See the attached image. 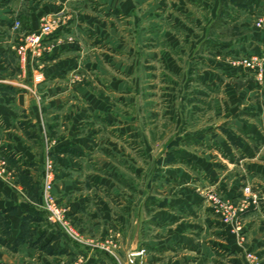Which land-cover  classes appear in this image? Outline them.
Instances as JSON below:
<instances>
[{
  "label": "crops",
  "instance_id": "1",
  "mask_svg": "<svg viewBox=\"0 0 264 264\" xmlns=\"http://www.w3.org/2000/svg\"><path fill=\"white\" fill-rule=\"evenodd\" d=\"M146 3L152 11L140 16ZM59 9H77L72 33L89 47L103 42L114 56L93 53L82 70L95 79L70 86L77 47L58 44L46 57L50 62L35 70L0 36V158L16 174L15 181L0 176V228L7 232L0 236V264H117L93 248L116 234L123 257L143 252L134 264H247V252L264 263V74L257 81L229 63L264 55V32L252 25L254 15L264 16V0H0V29L18 16L23 33L37 31L40 17ZM162 9L164 23L158 24ZM222 17L237 24L235 33L205 30ZM185 20L199 30L190 31ZM189 36L196 40L197 91L182 99L194 103L195 119L170 129L178 120L172 110L181 97L175 94L188 88L185 66L173 52L184 55ZM152 61L181 78L178 91L170 78L160 83L163 101L155 93L143 98L151 114L168 122L160 134L152 126L139 128V72L142 66L155 70ZM206 106L213 121L204 125ZM44 130L54 142L52 193L81 242L50 223L36 205L40 198L31 202L23 187L40 178ZM156 134L164 135L161 144L149 142ZM208 186L227 201L244 186L262 195L260 208L244 216L243 241L196 191Z\"/></svg>",
  "mask_w": 264,
  "mask_h": 264
},
{
  "label": "rangeland",
  "instance_id": "2",
  "mask_svg": "<svg viewBox=\"0 0 264 264\" xmlns=\"http://www.w3.org/2000/svg\"><path fill=\"white\" fill-rule=\"evenodd\" d=\"M87 3L93 4V0H87ZM15 9H17V7H15ZM77 11H78L77 9H66V10L65 9H59L57 11H52L50 13L44 14L40 17V19H39L40 24H41V19L43 17L48 16L51 19L57 18V17L61 18L60 24L56 28L55 33L53 35L49 36L47 40L43 41L41 48H36V47L31 46L30 42L28 41V39L34 33H37L39 31L41 25H39V29L37 31L28 32L25 34L22 31L23 25H22L20 19L18 18V16H12L13 20H12L10 27H8V28L4 27L6 30L0 29V32L2 33V34H0V36L4 35V37H3L4 42L3 43L7 44L8 46L13 47L12 51L16 55H18L20 61L24 60L25 63L27 62L28 65L29 66L31 65L35 70H39V69L43 68L48 62H50L47 60L46 57L50 53V51L53 47H56V46H59L62 44H66V43L73 45L75 48L77 47V49L80 50V51H77V55L75 58L76 64H77V67L75 70L77 72H75V71L69 72L68 77H67V83L70 86L76 85V84H85V83L91 82L95 79V75H94L95 73L90 72V71L84 72V70H82L84 62L85 61L87 62L89 60L92 61L93 55H94L93 53H97V52L98 53H107L108 55H112V56H114V53L109 49L110 47H106L103 44V42H101V41H99L98 44H95L96 45L95 47H93V46L89 47L87 45L86 41H84L82 38H80V37H78L72 33L71 22H73L75 20L76 15H77ZM147 11H152V7L151 8L147 7V3H146L145 5H142L140 7V14H141L140 16L146 15ZM189 11H191L195 15H196V13L200 15V13L203 12L200 9L196 10V8H189ZM206 15H208V13L207 14L205 13V17H206ZM160 16L162 18H158L156 23L163 24L164 23L163 22V16H164L163 9L161 11ZM259 18H261L260 15L259 16L254 15V17L252 19V25L255 29H258V30H261L262 32H264V30L257 27V20ZM218 21L219 22H218L217 26L215 24L205 25V30H209L210 32H211V30H215L216 32H218L220 34L226 33L228 35H229V33H235L237 24H234V22H232L231 20L228 21V19L226 17H222L221 20L219 19ZM185 22H186L188 29L190 31H193V33H196L199 30L198 26L195 23L187 21V20H185ZM143 25H145V22ZM121 26H123V25H119L120 29H121ZM155 28H156V30H159L158 26ZM53 37H55V39L52 40ZM206 37L207 36L205 35V39H206ZM50 39L52 41H49ZM195 41L196 40H194L193 36H189V40H187L186 51L184 50V53H185L184 55H177L173 52V58H174L175 62L179 66L180 65L182 67L185 66L183 68L184 71H182L181 76H183L182 80H186V79L188 80L186 83L188 88L179 94H175V96L181 97L179 100L176 101L177 103H175L173 105V110H172V115H174L175 118L178 117V120H176V119L172 120V127L170 129H172L173 127H176L177 129L185 128V127H187V123L189 125L190 121H193V119H195L194 118L195 115L193 116V114L196 113V110H194V108H193L194 103L188 102L186 100V98L182 99V97H184V96L185 97L195 96L196 91H197V88L195 87L196 82L194 80V77H195L194 75L196 74L195 71L197 72V70H199V68L196 70L197 64L194 61L195 55H196V52H195L196 51V42ZM190 44L194 45V47L191 48V49H193L192 51L190 50ZM21 47H24L23 50H20ZM187 49H189V50L187 51ZM248 57L259 58V56H248ZM261 57H264V55ZM143 58L144 57L141 58V61L144 60ZM216 59H218V61H222V60H224L225 62L228 61V60H226L228 58L224 59V57H222V56H216ZM52 61H54V60H51V62ZM151 64L154 65L153 67H155V70H152L151 72H147L142 66L140 69V72H139V77H140L139 83H138L139 84L138 85V88H139V103H138L139 115L138 116H139V122H140L139 128L146 132L147 128L152 126L154 128V130H156V131L158 130L157 132L160 134L164 131V128L165 129L168 128V122L166 119H164V116L162 114H160L159 116H154L153 114H151V113H154L155 110L152 112L153 109H150L151 106L147 102V99L144 100L143 98L146 95H149L151 93H155V95H157V97H161L163 91H162V87H161L162 84H160V83L163 80H167V78L168 79L170 78L176 82V85L173 87V89L177 90L179 88V81L181 78H179L177 73L174 74L173 72H168L167 70H164V68L162 67V65L159 61H152ZM80 67H81V69L77 70ZM188 70H189V72H188ZM148 73L151 75H154V76L150 77ZM252 73L255 75L257 81H262L263 74H264V64H263V73H262L261 78L259 77V75H257V72H252ZM16 81H19V80L16 78ZM21 84L23 85L21 87V88H23V90L32 91V95L35 97V99H37V101H39L40 96L37 94V92L34 88L32 89V88L27 87L23 82ZM153 85L156 86V88H154V90L151 88V87H153ZM173 96H174V94H173ZM219 96L221 97V102L223 103L224 99L222 97V94ZM160 100H162V97L160 98ZM160 100H159V105H157V107L159 106L162 110L164 103L160 102ZM179 102H182V104ZM161 110H159L160 113H162ZM208 110H209V113L212 111L211 108H208ZM204 111L206 112L207 109H205ZM157 113H158V111H157ZM205 114H207V113H205ZM211 114L212 113H210L208 118L205 119L204 125L209 124L210 122L213 121ZM159 134L158 135L157 134L152 135L150 137L149 142L156 144V145L161 144L165 137L163 134L162 135H159ZM166 138L168 139L169 137H166ZM43 140H44L45 146H44L43 164H42V170H41L40 178L34 184H31V183L25 184L24 183L25 185H23V183H22L23 187L27 190V194H28V197L31 200V202L36 203L39 201V198H40V201L36 205H38L41 210H42L41 206H42V202H43V200H42L43 182L42 181H43L44 169H45V165H46L47 161H50L53 164V171H54V163H53L52 154H51V152H52L51 148H52L54 142L51 139L49 133H47L45 130L43 132ZM0 160H3V159L0 158ZM0 176L6 177L9 180H13V181L16 180V177H15L16 174L11 173V172L1 174ZM159 183L161 185L163 184L162 182H159ZM53 184H54V181L52 183V187H53ZM140 186L142 187L143 185L141 184ZM198 189H204L205 191H208V192L217 193V191L214 188H212V186L203 187V188L199 187ZM37 192H38V194H37ZM218 196H220L222 198L221 195L218 194ZM65 210H66V208H65ZM0 236H1V234H0ZM106 240H108V239H106ZM119 240H120V238H119ZM245 254H244V258H245ZM107 255L112 257L117 264H119V263L127 264L126 261H127V255L128 254H126L123 257L120 250L116 253V257H114L110 254H107ZM134 263H135V261H134Z\"/></svg>",
  "mask_w": 264,
  "mask_h": 264
},
{
  "label": "built area",
  "instance_id": "3",
  "mask_svg": "<svg viewBox=\"0 0 264 264\" xmlns=\"http://www.w3.org/2000/svg\"><path fill=\"white\" fill-rule=\"evenodd\" d=\"M60 20V17L53 19L48 16L43 17L41 19L39 31L28 39L31 46L41 48L43 41L47 40L49 36L55 33L56 28L60 24ZM257 27L264 30V16H261V18L257 20ZM23 48L24 47H21L20 50H23ZM229 63L234 67H243L248 71L257 72V75L261 78L264 57H242L240 59L230 60ZM5 173H8L6 163L4 160H0V175ZM53 181V164L47 161L42 181V210L46 214L48 221L58 226L71 241L81 242L80 236L66 217L65 208L58 203L56 196L52 193ZM196 191L212 209L217 219L223 224L231 225L234 233L239 237V240L243 241L245 237L243 229L244 216L249 211L260 208L263 202L262 195L251 186H244L239 196L234 201L224 200L218 196L217 193L208 192L204 189H196ZM119 244V236L116 234L106 241L93 244V248H97L104 253L116 257L117 251L120 250ZM142 253V251L138 253H128L126 263L134 264L135 259L142 255ZM245 261L248 264H264L262 260L252 252H247L245 254Z\"/></svg>",
  "mask_w": 264,
  "mask_h": 264
},
{
  "label": "trees",
  "instance_id": "4",
  "mask_svg": "<svg viewBox=\"0 0 264 264\" xmlns=\"http://www.w3.org/2000/svg\"><path fill=\"white\" fill-rule=\"evenodd\" d=\"M5 222H4V220L1 218V215H0V224H1V226H5V224H4ZM24 226V225H23ZM7 232L4 230V228H1L0 229V234H1V236L2 235H4V234H6ZM25 234H27L26 232H25ZM24 234V235H25ZM24 239V236L22 237V240ZM0 242H3L2 241V239H1V237H0Z\"/></svg>",
  "mask_w": 264,
  "mask_h": 264
}]
</instances>
